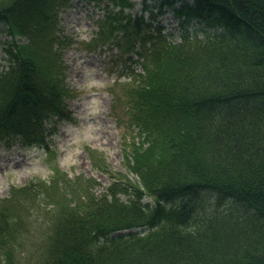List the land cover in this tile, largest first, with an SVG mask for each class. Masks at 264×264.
I'll use <instances>...</instances> for the list:
<instances>
[{
    "label": "trees",
    "instance_id": "1",
    "mask_svg": "<svg viewBox=\"0 0 264 264\" xmlns=\"http://www.w3.org/2000/svg\"><path fill=\"white\" fill-rule=\"evenodd\" d=\"M57 1L0 0L10 39L0 69V139L39 140L48 149L44 136L68 116L56 48L69 41L56 33ZM110 1L118 8L105 14L96 40L130 26L127 48L138 44L120 119L133 178L87 146L92 164L112 178L105 191L55 168L12 186L5 198L12 207L28 194L52 203L30 264H264V0H158L179 3L176 40L145 2L131 16V0ZM191 18L205 22L202 35L186 26ZM206 193L217 204L229 199V207L205 211ZM4 208L2 264H20V220L11 223Z\"/></svg>",
    "mask_w": 264,
    "mask_h": 264
},
{
    "label": "rangeland",
    "instance_id": "2",
    "mask_svg": "<svg viewBox=\"0 0 264 264\" xmlns=\"http://www.w3.org/2000/svg\"><path fill=\"white\" fill-rule=\"evenodd\" d=\"M131 1L133 6L125 9L126 12L131 16L139 15L145 2L151 7L154 20L164 25L163 31L177 39L178 18L173 9L178 7V2L166 5L158 0ZM56 6V33L69 41L56 48L61 53L63 81L70 89V95L63 100L68 116L57 119L52 131L44 136L48 149L39 140L24 144L19 138L0 139V205L9 209L4 208V211L10 212L11 223L20 220L15 230L21 238L19 252L25 250L20 253V264L35 260L29 249L43 236L52 203L39 198L33 200L28 194V198H21L12 207V200H5L12 186L19 187L37 178L46 179L55 168L71 177L92 178L96 181L95 191H105L112 178L92 164L87 146L104 155L110 170L127 173L133 178L127 172L121 151L124 119L120 120L125 112V102L121 101L123 86L131 79L130 68L139 69L137 63L128 59L130 55L134 59V51L138 49L137 42L133 48H127L129 40L134 38L133 28L118 29L108 33L106 40L99 41L96 32L102 28L105 14L118 6H113L110 0H58ZM143 13L144 17L148 14L147 11ZM186 26L202 35L200 29L205 27V22L191 18ZM16 40L21 43L27 38L17 36ZM9 41V35L0 25V69L6 65L5 48ZM129 196L130 192L120 193L123 200ZM202 197L205 211L215 208L223 211L230 205L229 199L218 200L217 204L214 194L206 193ZM143 200L152 202L147 195H143Z\"/></svg>",
    "mask_w": 264,
    "mask_h": 264
}]
</instances>
